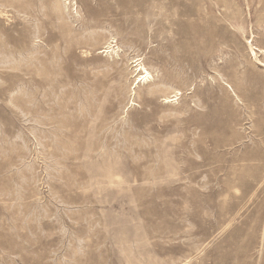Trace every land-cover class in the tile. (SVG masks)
<instances>
[{
    "label": "rangeland",
    "instance_id": "374dc122",
    "mask_svg": "<svg viewBox=\"0 0 264 264\" xmlns=\"http://www.w3.org/2000/svg\"><path fill=\"white\" fill-rule=\"evenodd\" d=\"M0 264H264V0H0Z\"/></svg>",
    "mask_w": 264,
    "mask_h": 264
},
{
    "label": "bare ground",
    "instance_id": "6f19581e",
    "mask_svg": "<svg viewBox=\"0 0 264 264\" xmlns=\"http://www.w3.org/2000/svg\"><path fill=\"white\" fill-rule=\"evenodd\" d=\"M137 62V61H134ZM137 65H135L136 71H143V75L141 74L137 80L138 83H147L150 79V75L148 72H146V70L143 67H140L138 63H136ZM136 82V83H137Z\"/></svg>",
    "mask_w": 264,
    "mask_h": 264
}]
</instances>
